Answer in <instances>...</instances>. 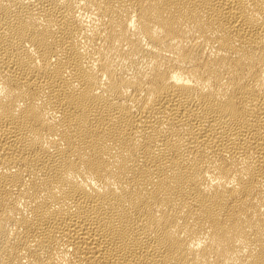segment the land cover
<instances>
[{"label":"bare ground","instance_id":"obj_1","mask_svg":"<svg viewBox=\"0 0 264 264\" xmlns=\"http://www.w3.org/2000/svg\"><path fill=\"white\" fill-rule=\"evenodd\" d=\"M0 264H264V0H0Z\"/></svg>","mask_w":264,"mask_h":264}]
</instances>
